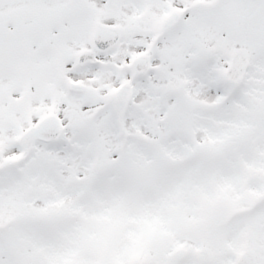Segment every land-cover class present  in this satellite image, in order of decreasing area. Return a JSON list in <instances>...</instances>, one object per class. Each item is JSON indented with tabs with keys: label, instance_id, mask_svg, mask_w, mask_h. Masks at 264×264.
Returning <instances> with one entry per match:
<instances>
[{
	"label": "snow or ice",
	"instance_id": "snow-or-ice-1",
	"mask_svg": "<svg viewBox=\"0 0 264 264\" xmlns=\"http://www.w3.org/2000/svg\"><path fill=\"white\" fill-rule=\"evenodd\" d=\"M0 264H264V0H0Z\"/></svg>",
	"mask_w": 264,
	"mask_h": 264
}]
</instances>
